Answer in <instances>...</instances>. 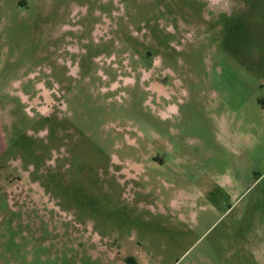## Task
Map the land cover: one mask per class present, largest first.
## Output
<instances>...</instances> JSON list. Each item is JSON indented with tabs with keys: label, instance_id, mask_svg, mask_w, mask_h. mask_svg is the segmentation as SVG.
I'll return each instance as SVG.
<instances>
[{
	"label": "rangeland",
	"instance_id": "rangeland-1",
	"mask_svg": "<svg viewBox=\"0 0 264 264\" xmlns=\"http://www.w3.org/2000/svg\"><path fill=\"white\" fill-rule=\"evenodd\" d=\"M0 264H264V0H0Z\"/></svg>",
	"mask_w": 264,
	"mask_h": 264
},
{
	"label": "flooded vegetation",
	"instance_id": "flooded-vegetation-1",
	"mask_svg": "<svg viewBox=\"0 0 264 264\" xmlns=\"http://www.w3.org/2000/svg\"><path fill=\"white\" fill-rule=\"evenodd\" d=\"M170 152H172V151H170ZM172 159H173V158H172ZM172 159H171V160H172ZM176 160H177V157L174 158V161H176Z\"/></svg>",
	"mask_w": 264,
	"mask_h": 264
}]
</instances>
